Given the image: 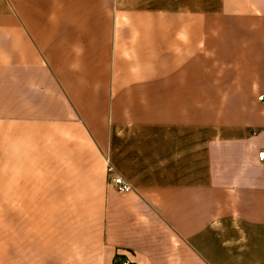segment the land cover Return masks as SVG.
Segmentation results:
<instances>
[{"label": "crops", "instance_id": "0c3cea01", "mask_svg": "<svg viewBox=\"0 0 264 264\" xmlns=\"http://www.w3.org/2000/svg\"><path fill=\"white\" fill-rule=\"evenodd\" d=\"M0 142L7 264H264V0H0Z\"/></svg>", "mask_w": 264, "mask_h": 264}, {"label": "rangeland", "instance_id": "374dc122", "mask_svg": "<svg viewBox=\"0 0 264 264\" xmlns=\"http://www.w3.org/2000/svg\"><path fill=\"white\" fill-rule=\"evenodd\" d=\"M7 150V143L0 142V264H7L8 254L18 248L16 244L18 234L22 236L23 232H26L28 235L38 230L37 218L32 215H25L24 207L16 201V199H19L18 195L20 196L22 193L21 190L16 189L15 192L7 190L8 184L12 182L9 175H7L9 165V160L6 158ZM17 163L18 160H16L15 165ZM107 175L109 182L108 171ZM13 193H15L14 205L12 204ZM21 236H19L20 239ZM14 240L15 244L13 243Z\"/></svg>", "mask_w": 264, "mask_h": 264}, {"label": "built area", "instance_id": "2783aa9c", "mask_svg": "<svg viewBox=\"0 0 264 264\" xmlns=\"http://www.w3.org/2000/svg\"><path fill=\"white\" fill-rule=\"evenodd\" d=\"M260 160L264 161V153L259 155ZM108 174L110 177L109 184L120 194H127L132 191V187L121 177L115 175L114 169L108 166Z\"/></svg>", "mask_w": 264, "mask_h": 264}]
</instances>
